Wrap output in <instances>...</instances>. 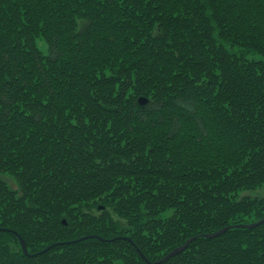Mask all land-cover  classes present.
<instances>
[{"label":"trees","instance_id":"trees-1","mask_svg":"<svg viewBox=\"0 0 264 264\" xmlns=\"http://www.w3.org/2000/svg\"><path fill=\"white\" fill-rule=\"evenodd\" d=\"M252 53L264 0H0V264H264Z\"/></svg>","mask_w":264,"mask_h":264},{"label":"rangeland","instance_id":"rangeland-1","mask_svg":"<svg viewBox=\"0 0 264 264\" xmlns=\"http://www.w3.org/2000/svg\"><path fill=\"white\" fill-rule=\"evenodd\" d=\"M40 49L43 51V52H46L47 51V46L39 41L38 43ZM236 50V49H234ZM248 59L250 60H255V61H262L264 60V58L262 56H260L259 54H255V53H252V54H248L247 56ZM5 182H7V184L12 188V189H17L18 186H17V183L15 181V179L8 175V174H5V175H2L1 177ZM239 197L242 198V197H249V198H261V197H264V184L260 187H258L257 189H254V190H246V191H243V192H240L239 193ZM95 213H99L98 211H95ZM171 214V212H168L166 214L163 215V218L164 217H167ZM261 222V221H260Z\"/></svg>","mask_w":264,"mask_h":264},{"label":"water","instance_id":"water-1","mask_svg":"<svg viewBox=\"0 0 264 264\" xmlns=\"http://www.w3.org/2000/svg\"><path fill=\"white\" fill-rule=\"evenodd\" d=\"M140 101H141V104H145V103H146V101L143 100V99H141ZM261 222H263V221H261ZM261 222H260V223H261ZM64 223H65V222H64ZM254 226H255V225H250L249 227H254ZM224 231H225V230H223V231H221V232H218V233H215V234H212V235H207V237H210V238H211V237H215V236L221 234V233L224 232ZM17 237H18V239H19V241H20V243H21V246H22V249H23L25 255H28V249H27V246H26V244H25L23 238H22L18 233H17ZM89 238L102 239V238H100V237H98V236H89V237H84V238H82L81 240H86V239H89ZM189 243H190V241H188L185 245H183V246H181V247H179V248H176L174 251H172L170 254H168L165 258H163V259H162L161 261H159L158 263L165 262V261L169 260L170 258L176 256L177 254L183 252V251L188 247ZM158 263H157V264H158Z\"/></svg>","mask_w":264,"mask_h":264}]
</instances>
